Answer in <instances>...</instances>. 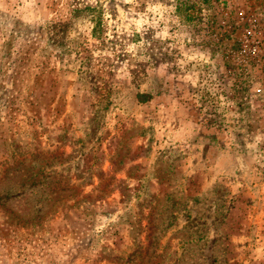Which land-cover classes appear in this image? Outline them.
<instances>
[{
  "label": "rangeland",
  "instance_id": "1",
  "mask_svg": "<svg viewBox=\"0 0 264 264\" xmlns=\"http://www.w3.org/2000/svg\"><path fill=\"white\" fill-rule=\"evenodd\" d=\"M0 264H264V0H0Z\"/></svg>",
  "mask_w": 264,
  "mask_h": 264
},
{
  "label": "trees",
  "instance_id": "2",
  "mask_svg": "<svg viewBox=\"0 0 264 264\" xmlns=\"http://www.w3.org/2000/svg\"><path fill=\"white\" fill-rule=\"evenodd\" d=\"M56 175H57V172H56ZM55 179H57L55 177ZM28 180L29 182H27V185H29V187H32L34 186L33 188L37 187V186H40L43 184H47L46 186H53V188H57L59 190V197L56 199V201L52 204V210H50L51 213H54L56 211H58L59 209L62 208V206L64 205H67L68 204V200H71L69 198H71V194H68L66 197L65 196H62V192L61 191H64V190H71V191H74L76 190L79 186L76 185L75 183L73 182H69L68 184H66V182L64 183V185H62V183L59 181L58 183V186L57 187H54V184H51L53 181L51 179V176H50V173H47L46 172V169H41L39 170L38 172H34L32 173L31 175H29L28 177ZM58 180V179H57ZM57 182V181H55ZM34 190V189H33ZM32 190V191H33ZM82 193V191H81ZM74 199L75 200L78 195H74ZM63 202V203H61ZM34 205V204H33ZM35 205H38L39 208H36L34 209L35 212L37 213H41L42 211V208H43V205L40 204V203H37ZM69 205V204H68ZM70 206V205H69ZM44 217V216H43ZM42 218V217H41Z\"/></svg>",
  "mask_w": 264,
  "mask_h": 264
}]
</instances>
